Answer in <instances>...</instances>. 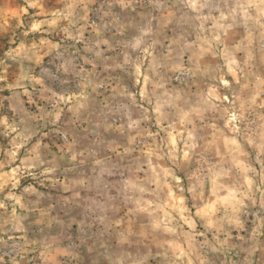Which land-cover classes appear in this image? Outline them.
Masks as SVG:
<instances>
[{"label":"rangeland","instance_id":"1","mask_svg":"<svg viewBox=\"0 0 264 264\" xmlns=\"http://www.w3.org/2000/svg\"><path fill=\"white\" fill-rule=\"evenodd\" d=\"M38 1L0 264H264V0Z\"/></svg>","mask_w":264,"mask_h":264},{"label":"crops","instance_id":"2","mask_svg":"<svg viewBox=\"0 0 264 264\" xmlns=\"http://www.w3.org/2000/svg\"><path fill=\"white\" fill-rule=\"evenodd\" d=\"M41 1V0H39ZM38 1V2H39ZM59 14L58 6H45L43 4H36L30 6L24 3L13 4L11 0H0V66H3V70L0 71V188L8 189L12 182L13 174H20L21 172H26V167H12L10 164V157L13 150H11L12 140L18 141L20 136L12 137L10 135V127L13 125L15 119L25 120L28 116V105L27 101L30 98L31 89L28 87L25 82L20 79L23 78L21 70L15 71L13 74V81L10 80V73L8 67L5 65L11 59V47L19 48L25 43L26 39V29L24 28V23L27 18H29V23L33 25L35 29H41L43 16L49 15L45 19V22L52 24V27H57V18ZM54 23V24H53ZM25 29V30H24ZM33 30V29H32ZM18 36L15 37V34ZM23 36V37H21ZM23 50L18 53V60H22L23 57H27L25 54V47ZM42 53L33 54V57H42ZM15 55V54H13ZM36 93V92H34ZM78 103L75 102V105H72V109L76 108ZM18 138V140L16 139ZM16 139V140H15ZM37 140L34 142L36 145ZM18 146L17 151L14 153L24 150ZM20 148V149H19ZM37 148V147H35ZM26 150H24L25 153ZM35 152L32 150L31 155ZM28 153L24 157V161H28ZM14 178V177H13ZM16 178V177H15ZM214 229L217 225H222L229 223L228 217L231 215V205L237 206L236 198H233L234 190H238L237 186L230 185L228 183H218L214 185ZM222 191V192H218ZM220 195L222 196L220 198ZM222 213L225 215L224 220L221 222ZM224 217V216H223ZM226 222V223H225Z\"/></svg>","mask_w":264,"mask_h":264}]
</instances>
